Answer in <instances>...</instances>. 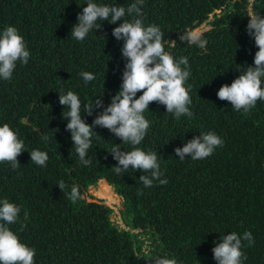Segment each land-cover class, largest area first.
Returning <instances> with one entry per match:
<instances>
[{
    "label": "trees",
    "instance_id": "obj_1",
    "mask_svg": "<svg viewBox=\"0 0 264 264\" xmlns=\"http://www.w3.org/2000/svg\"><path fill=\"white\" fill-rule=\"evenodd\" d=\"M85 2L0 0V28L15 25L31 53L27 64H17L11 80H0V123L18 129L28 149L18 155V168L0 162V198L21 206L20 219L10 227L36 249L35 264H146L138 234L115 224L113 209L104 201L84 197V190L102 179L124 198L131 229L158 239L160 258L152 257L150 264L170 259L217 264L212 248L220 232L242 235L246 230L254 242L242 241L244 264H264V101L244 113L216 95L243 66L253 64L258 46L246 31L247 15H264V0H145L144 23L159 25L172 45L167 50L189 58L186 83L194 113L176 119L164 105L150 102L145 116L151 126L138 147L157 150L168 182L147 188L139 169L114 173L117 161L110 150L121 139L107 128L96 126L88 166L81 164L65 129L58 91L74 90L85 103L103 92L106 105L121 84L122 41L112 29L122 20H105L78 41L71 29ZM117 2L127 6L132 0ZM209 18L210 28L201 32L203 48L179 39ZM81 71H92L96 79L85 86ZM95 114L82 115L91 123ZM26 119L49 139L33 132ZM207 131L217 133L223 144L204 159L180 160L175 147ZM36 148L48 152L44 167L30 159L29 151ZM73 186L80 192L75 202L66 194Z\"/></svg>",
    "mask_w": 264,
    "mask_h": 264
},
{
    "label": "clouds",
    "instance_id": "obj_2",
    "mask_svg": "<svg viewBox=\"0 0 264 264\" xmlns=\"http://www.w3.org/2000/svg\"><path fill=\"white\" fill-rule=\"evenodd\" d=\"M144 4L145 0H132L127 6L117 0H86L82 11L77 14L71 35L82 41L94 29L101 28L103 21L116 24L118 20H122L112 29V35L122 41L121 55L124 64L120 88L111 95L110 102L106 105L103 92L87 103L74 90L58 92L59 103L63 105L62 116L67 120L65 129L71 134L81 164H92L88 152L93 146V136L97 134L95 128L105 127L119 137L121 143L131 146L130 150L122 148L121 143H114L111 147L112 157L117 161L114 173L121 175L128 173L130 169H139L142 172L139 180L147 188L157 182L161 185L168 182L157 150L138 147L151 126V121L145 116V111L150 110V102L156 101L164 105L165 112L176 119L181 116L191 118L194 113L190 107L193 103L191 85L186 83L191 76L189 58L177 57L167 50L172 45L165 39L159 25L144 23ZM126 16L128 19H125ZM247 16L249 19L246 31L258 46L253 64L243 66L240 74L230 84H222L216 93L219 99L229 101L233 110L244 113L254 108L258 101H264V15L250 12ZM179 39L201 48L206 44V39L199 31L183 33ZM30 55L27 42L15 25L0 28V80H11L17 64H27ZM79 75L85 86L96 79L92 71H81ZM138 92L140 95H137ZM94 112L96 114L91 123L82 115L87 113L91 116ZM25 123L33 132L40 133L43 140L49 139L35 124L27 119ZM222 144V138L214 131L199 132V135L186 140L182 146L175 147L174 152L180 160L186 157L198 160L210 156ZM25 149L27 148L20 138L19 130L7 122L0 123V162L6 161L13 169L18 168V155ZM29 152L32 162L41 167L46 166L49 160L47 151L36 148ZM58 185L61 189L65 188L63 181ZM66 194L73 202L80 197L76 186ZM20 213L19 204L8 198H0V264H35L36 249L24 242L10 227L20 219ZM27 218L28 213L25 211L24 219ZM245 240L249 244L254 242L251 231L246 230L242 235L235 231L220 232L212 248L214 260L217 264H244L247 256L243 251L242 241ZM161 264L177 262L170 259L161 261Z\"/></svg>",
    "mask_w": 264,
    "mask_h": 264
},
{
    "label": "rangeland",
    "instance_id": "obj_3",
    "mask_svg": "<svg viewBox=\"0 0 264 264\" xmlns=\"http://www.w3.org/2000/svg\"><path fill=\"white\" fill-rule=\"evenodd\" d=\"M210 20H211V18H209L206 22H204L202 25H200L194 31L202 32V31L210 28V24H209ZM106 182H108V181L106 180ZM98 184L90 186L88 189H85L83 192L84 197H86L89 200H102V201H104L106 204L111 206V208L113 209L112 220L115 224H117L120 228L131 230L132 232H135L138 234V237L143 244L142 250L145 254L144 259H145L146 264H150L152 257L160 258L158 255V252H157L158 239L156 237H154L151 233L144 232L141 229H131V227L129 226L128 220H127V218H125V216L123 214V210L125 208L124 207V198L122 196H120L115 191L114 186L111 184V186L113 187L112 193L114 194V199L109 200V199H106L105 197L97 194V192L94 188L97 187Z\"/></svg>",
    "mask_w": 264,
    "mask_h": 264
},
{
    "label": "bare ground",
    "instance_id": "obj_4",
    "mask_svg": "<svg viewBox=\"0 0 264 264\" xmlns=\"http://www.w3.org/2000/svg\"><path fill=\"white\" fill-rule=\"evenodd\" d=\"M98 195L105 197L106 199L113 200L114 194L113 187L105 179L100 180L97 187L94 188Z\"/></svg>",
    "mask_w": 264,
    "mask_h": 264
}]
</instances>
